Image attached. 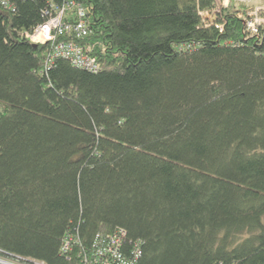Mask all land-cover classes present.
Masks as SVG:
<instances>
[{"label": "trees", "instance_id": "16d2710c", "mask_svg": "<svg viewBox=\"0 0 264 264\" xmlns=\"http://www.w3.org/2000/svg\"><path fill=\"white\" fill-rule=\"evenodd\" d=\"M78 1L99 73L22 35L48 0L0 7V257L80 264L125 229L137 264H264V41L236 4Z\"/></svg>", "mask_w": 264, "mask_h": 264}, {"label": "built area", "instance_id": "2783aa9c", "mask_svg": "<svg viewBox=\"0 0 264 264\" xmlns=\"http://www.w3.org/2000/svg\"><path fill=\"white\" fill-rule=\"evenodd\" d=\"M49 5L44 11L45 21L32 32L22 34L33 45H52L47 67H51L56 59H65L71 66L86 70L89 73H99L102 68L93 56L94 46L76 43L90 36L91 11L87 5L78 0H48ZM222 4V5H220ZM220 4L213 11H204L200 14L204 23L209 26L215 21V14L231 4L237 5L236 15L244 25L246 38L264 41V0H220ZM0 7L15 12V5L11 0H0ZM223 33V27L216 25ZM127 231L119 229L113 235L98 236L88 254L79 256L80 264H137L141 257L140 242L131 247L127 242ZM63 253L67 254L71 244H77L72 238L65 242ZM1 259V258H0ZM8 264H22L4 258ZM26 264H43L29 261Z\"/></svg>", "mask_w": 264, "mask_h": 264}, {"label": "water", "instance_id": "95a60500", "mask_svg": "<svg viewBox=\"0 0 264 264\" xmlns=\"http://www.w3.org/2000/svg\"><path fill=\"white\" fill-rule=\"evenodd\" d=\"M35 48H37L38 46H36V45H33ZM0 264H8L5 260H2V259H0Z\"/></svg>", "mask_w": 264, "mask_h": 264}, {"label": "rangeland", "instance_id": "374dc122", "mask_svg": "<svg viewBox=\"0 0 264 264\" xmlns=\"http://www.w3.org/2000/svg\"><path fill=\"white\" fill-rule=\"evenodd\" d=\"M216 3L220 4V0H216ZM220 5H222V4H220ZM222 9H223V7H222ZM0 258L3 259L2 257H0Z\"/></svg>", "mask_w": 264, "mask_h": 264}]
</instances>
